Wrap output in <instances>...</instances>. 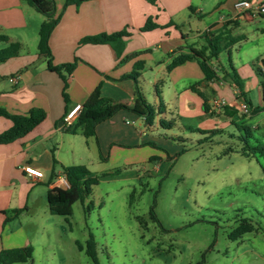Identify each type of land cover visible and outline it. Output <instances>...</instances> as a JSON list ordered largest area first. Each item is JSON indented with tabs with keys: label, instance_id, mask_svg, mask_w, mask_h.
Returning a JSON list of instances; mask_svg holds the SVG:
<instances>
[{
	"label": "crops",
	"instance_id": "1",
	"mask_svg": "<svg viewBox=\"0 0 264 264\" xmlns=\"http://www.w3.org/2000/svg\"><path fill=\"white\" fill-rule=\"evenodd\" d=\"M235 1L155 0L150 3L147 0H89L78 6L64 7V0H54L56 15L60 14V17L49 37L52 63H67L77 57L74 69L66 76L68 102L65 103L59 74L48 69L46 56L38 53L37 46L35 49L31 46L45 17L23 0H0V35L8 38L7 41L0 40V49L10 42L20 43L17 55L0 62V107L16 114H25L31 108L45 112V118L26 135L0 143V251L26 246L33 248L32 263L12 264H69V253L63 247V236L67 229L71 231L69 220L63 217L61 222L56 220L60 218H54L56 215H52L47 206V189L57 185L61 164L86 165L84 160L88 156L96 157L97 161H122L127 165L137 160L155 162L148 157L145 145L152 141L153 131L160 126V120H166L167 115L174 112L185 118L195 111H201L200 115H195L197 117L209 116L202 108V98L190 88L194 82H199V89L212 110H218L213 103L220 99L239 108L243 99L238 97V88L221 80H205L196 60L190 59L167 69L174 50L187 52L188 46H200L202 34L212 26L210 30L233 22L232 34L243 35L242 40H245L244 25L259 22L264 19V14L237 10ZM149 17L158 26L141 30ZM122 29L129 34L124 37L120 55L109 44L79 43L84 36ZM260 30L264 31V28ZM236 44L229 51H222L213 62L218 73L228 69L231 49ZM223 53H226V62L221 61ZM261 61L253 62L251 68L247 63L239 68L232 63L242 79L245 97L251 107L257 109L245 121L252 129L255 142L260 137L264 141V131L259 138L254 135L258 123H249L264 111L260 87L264 59ZM134 71L138 72L135 79L124 77ZM140 79L144 81V87ZM97 85H100L102 96L129 109H120L98 123L94 136L85 138L80 127L74 134L67 132L63 123L65 108L83 104ZM135 85L142 93L143 88L154 90L152 103L143 93L156 113L152 124L145 121L144 107L135 95ZM255 93L256 105L253 104ZM232 120L240 122L237 115ZM216 122L211 120L206 127L215 129ZM228 124L232 125L229 119L219 120V129ZM14 125V120L0 116V133ZM159 158L152 160L158 161ZM54 159L58 162L55 166ZM25 167L41 171L42 177H32ZM53 173L55 177L46 186L44 183ZM38 184L45 185V188ZM13 209L22 210L6 220L5 212ZM63 223L69 225L68 228ZM71 239L75 249L83 252L76 246L78 239Z\"/></svg>",
	"mask_w": 264,
	"mask_h": 264
},
{
	"label": "rangeland",
	"instance_id": "2",
	"mask_svg": "<svg viewBox=\"0 0 264 264\" xmlns=\"http://www.w3.org/2000/svg\"><path fill=\"white\" fill-rule=\"evenodd\" d=\"M262 28L264 19L244 25L246 39L231 49L236 68L245 63L251 68L264 59ZM37 42L38 34L33 49ZM226 59L223 53L221 61ZM140 84L144 87L142 79ZM143 93L152 103L153 88H143ZM257 100L255 93L254 105ZM198 114L201 111L187 118L168 114L166 127L153 131L155 146L145 149L149 158L159 156L158 161L127 165L93 156L84 160L98 183L84 201L91 203L89 211L76 201L69 217L71 231L63 236L69 264H93L71 239L84 242L87 230L96 243L98 264H264V156L244 157L237 141L228 138V133L238 134L229 124L200 142L204 135L187 127L208 129L211 120L217 121L214 128L221 126L220 119ZM258 114L249 122L258 123L257 137L264 131V111ZM257 141L249 143L264 145L261 137ZM227 145L234 151L223 153ZM151 208L157 221L151 218ZM242 219L258 229L236 240L228 238Z\"/></svg>",
	"mask_w": 264,
	"mask_h": 264
},
{
	"label": "trees",
	"instance_id": "3",
	"mask_svg": "<svg viewBox=\"0 0 264 264\" xmlns=\"http://www.w3.org/2000/svg\"><path fill=\"white\" fill-rule=\"evenodd\" d=\"M27 4L34 7L36 11L41 13L45 19L40 24L38 29V42L37 51L38 53L46 56L48 69L55 71L59 74L63 86H62V97L65 103L68 102L66 94V76L72 72L76 65L77 57L71 62L53 64L52 54L49 47V37L57 24L60 14L56 15L54 0H23ZM84 1L89 0H64V7L67 5L78 6ZM150 3H155V0H147ZM232 23L226 22L218 28L212 30H207L202 34L203 42L200 46H188V51L183 52L181 49H176L171 55V61L167 65V69L170 70L176 65H179L187 60H196L200 70L203 73L205 80H221L228 82L229 84L235 86L239 90L238 97L242 98L249 108L248 113H243L239 108L233 105H223L217 112H213L210 106L207 104V100L203 93L199 89V82H194L191 84L190 88L196 92L202 98V108L205 113L209 116L222 119H229V122L234 126L238 134L228 133V138L231 140H236L238 143V151L244 157H255L264 156V145L260 144H250L249 140L252 139V129L245 124L246 119L251 117L257 112L256 108H252L249 100L245 97V93L242 91V79L236 72V69L232 65L230 58L228 59V69L220 70L218 73L214 61L219 58L222 51L228 50L229 48L236 44L237 42L244 39L243 35L234 36L232 34ZM158 25L154 23L151 18H147L145 24L141 30H150L156 28ZM128 31L122 29L120 31L106 33L101 32L94 35L84 36L79 40L80 44L91 43V44H109L117 55L123 50L124 47V37L128 36ZM0 40L7 41L6 35H0ZM20 50L19 42H10L8 45L0 49V62L15 56ZM173 55V56H172ZM137 71L131 74L125 75L124 77H131L135 79ZM261 87V98H262V108L264 109V73L261 74L260 80ZM135 95L141 105L144 107V117L148 124H152L155 112L152 106L146 102L141 89L135 85ZM160 105H162L160 103ZM120 109H129L126 105L122 103H116L111 98L104 97L100 93V85H97L95 89L89 94L87 99L81 104V111L77 116L76 120L70 126H66L64 129L74 134L76 130L80 127L81 133L85 138L95 135V127L98 123L109 119ZM68 108H65L67 111ZM134 111V110H133ZM137 113V112H136ZM237 115L240 122L232 120V117ZM0 116L12 119L15 121L14 127L2 131L0 133V143H8L17 138L26 135L31 131L38 123H40L45 118V112L39 108H31L25 114H16L9 112L6 108L0 107ZM164 120H160L159 124L162 127H166ZM191 131H197L203 134L204 137L199 141L203 142L207 139H211L212 136L220 134L223 132L222 129H201V128H190ZM149 146L154 147L155 145L148 142ZM234 151V147L227 145L223 153H229ZM151 157L150 159H154ZM58 162L54 159L53 166L57 165ZM61 174L64 176L68 183V186H52L47 189V206L48 211L52 215H57L63 217L66 221L73 213V204L76 201H80L85 212H88L91 203L85 204V198L90 196L92 193V188L98 183V177L96 175H91L88 167L85 164H74V165H60ZM52 177L46 181L44 184L48 186L51 183ZM22 209H13L11 211L5 212L6 220L10 219L14 215L18 214ZM151 218L157 221L153 208L150 210ZM256 227L250 220L242 219L229 233L228 238L236 240L240 238L243 234L256 231ZM76 246L79 250H82L91 260L93 264H98L97 254H96V243L93 234L88 231V237L84 242L76 240ZM33 261V248L32 246L26 247H16L10 249H2L0 251V264H12V263H32Z\"/></svg>",
	"mask_w": 264,
	"mask_h": 264
},
{
	"label": "built area",
	"instance_id": "4",
	"mask_svg": "<svg viewBox=\"0 0 264 264\" xmlns=\"http://www.w3.org/2000/svg\"><path fill=\"white\" fill-rule=\"evenodd\" d=\"M234 7L237 10L241 11H249L256 14H264V0H237L234 3ZM226 101L224 99L216 100L213 103L214 108L219 109L221 106L225 105ZM239 110L243 113H248L249 108L247 104L244 101H241L239 104ZM81 111V104H73L71 105L68 110L65 112L63 117V123L64 126H70L74 123L77 116L79 115ZM24 170L31 175L34 178H40L42 177V172L31 168V167H25ZM56 186H68L67 181L65 180L64 176L61 174V176L58 178V183Z\"/></svg>",
	"mask_w": 264,
	"mask_h": 264
}]
</instances>
